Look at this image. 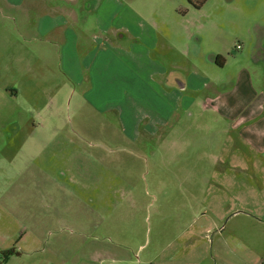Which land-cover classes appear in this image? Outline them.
Here are the masks:
<instances>
[{
    "label": "crops",
    "instance_id": "1",
    "mask_svg": "<svg viewBox=\"0 0 264 264\" xmlns=\"http://www.w3.org/2000/svg\"><path fill=\"white\" fill-rule=\"evenodd\" d=\"M131 6L126 0H0V103L19 101L40 116L43 107L55 131L52 110L68 99V82L86 89L90 111H115L121 137L137 140L158 129L170 136L177 116L193 118L195 106L212 111L220 123L217 168L210 181H185L191 217L153 264H264V26L255 24L247 52L238 44L240 58L255 64V79L243 66L208 93L207 77L171 65V34L151 28L143 10ZM212 61L227 64L222 54ZM46 69L62 83L46 88L48 95L33 83ZM8 194H0V264L132 263L113 254L112 213L106 235L79 241L81 257L66 261L63 242H46L41 222L40 229L30 228L26 218L18 219L17 199ZM8 250L14 254L4 260Z\"/></svg>",
    "mask_w": 264,
    "mask_h": 264
},
{
    "label": "rangeland",
    "instance_id": "2",
    "mask_svg": "<svg viewBox=\"0 0 264 264\" xmlns=\"http://www.w3.org/2000/svg\"><path fill=\"white\" fill-rule=\"evenodd\" d=\"M126 1L143 10L151 28L171 34V65L207 77L208 93L221 77L234 79L243 66L255 79V64L241 59L237 46L243 44L247 52L255 24L264 26V0ZM219 54L227 59L223 68L212 61ZM256 64L262 72V64ZM33 83L46 95V88L62 86L47 69L35 73ZM63 84L69 96L52 110L55 131L43 107L41 117L22 102L0 103V194L17 199L15 216L26 218L30 228L41 222L46 242L54 237L63 242L66 261L81 257L75 251L79 241L106 235L104 224L112 213L113 254L131 258V264H153L191 217L194 203L185 194V181H210L217 168L220 123L212 111L195 106L193 118L177 116L170 136L155 133L158 129L126 139L115 111H90L86 89ZM165 187L168 191L160 193Z\"/></svg>",
    "mask_w": 264,
    "mask_h": 264
},
{
    "label": "trees",
    "instance_id": "3",
    "mask_svg": "<svg viewBox=\"0 0 264 264\" xmlns=\"http://www.w3.org/2000/svg\"><path fill=\"white\" fill-rule=\"evenodd\" d=\"M192 0H190V2H191ZM12 254H14V250H8V251H5L4 253H3V258H4V260H6L9 256H11Z\"/></svg>",
    "mask_w": 264,
    "mask_h": 264
},
{
    "label": "built area",
    "instance_id": "4",
    "mask_svg": "<svg viewBox=\"0 0 264 264\" xmlns=\"http://www.w3.org/2000/svg\"><path fill=\"white\" fill-rule=\"evenodd\" d=\"M241 48H242V46H241V45H238V46H237V49H238V50H240Z\"/></svg>",
    "mask_w": 264,
    "mask_h": 264
}]
</instances>
